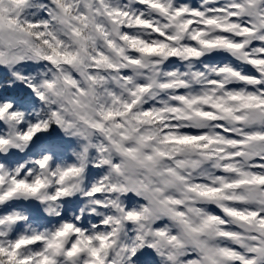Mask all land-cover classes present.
Instances as JSON below:
<instances>
[{"label":"clouds","instance_id":"1","mask_svg":"<svg viewBox=\"0 0 264 264\" xmlns=\"http://www.w3.org/2000/svg\"><path fill=\"white\" fill-rule=\"evenodd\" d=\"M0 264H264V0H0Z\"/></svg>","mask_w":264,"mask_h":264}]
</instances>
